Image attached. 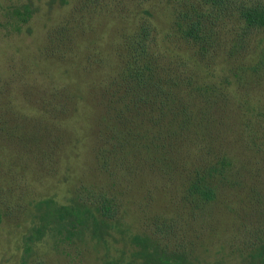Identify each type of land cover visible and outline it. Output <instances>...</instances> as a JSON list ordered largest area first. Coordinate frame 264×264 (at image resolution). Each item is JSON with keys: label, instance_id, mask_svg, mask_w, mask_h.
<instances>
[{"label": "rangeland", "instance_id": "374dc122", "mask_svg": "<svg viewBox=\"0 0 264 264\" xmlns=\"http://www.w3.org/2000/svg\"><path fill=\"white\" fill-rule=\"evenodd\" d=\"M238 1L0 0V264H264V30ZM194 8L202 47L177 26ZM142 26L169 103L122 81ZM103 199L69 240L47 214Z\"/></svg>", "mask_w": 264, "mask_h": 264}, {"label": "trees", "instance_id": "16d2710c", "mask_svg": "<svg viewBox=\"0 0 264 264\" xmlns=\"http://www.w3.org/2000/svg\"><path fill=\"white\" fill-rule=\"evenodd\" d=\"M200 5L209 8H213L216 11L225 6L229 0H198ZM235 5L234 13L238 19L242 22L245 30L250 31L254 29L264 30V0H239ZM193 11L194 15L191 13ZM207 19V12H200L197 8L193 10H185L182 16H179L177 20V26L181 35L195 44H200L201 47L205 41V31ZM150 32L148 27L142 26L140 33L135 37L134 44L132 47V56L130 61L127 63V68L122 77V81L126 85L127 92L131 93L132 104L134 106L150 101L149 95H162V101H169L174 99V93L177 89L178 83L173 82L171 78L161 77L159 72V66L156 65V60L151 57L149 53V40ZM145 56L143 62L140 59ZM174 87V92L170 89ZM156 100V99H155ZM154 100V102H155ZM222 166H225L224 162L221 163V168H214L209 171V176L213 179L216 175L214 173H221ZM209 181L205 177L195 180L192 184V188L204 197L212 195V190L205 186ZM107 199H103L100 203L83 204L82 210H74L69 207H61L60 209L48 210V216H52L55 222H59L61 227H65L68 232L69 240L71 234H75L74 231H80L83 233L89 224L96 225L99 222L106 223L107 219H110L111 212L113 211L111 205ZM44 203L51 208V200H46ZM54 210V211H53ZM65 213L63 217L61 214ZM58 214L59 217L55 215ZM135 241L140 245L145 240L140 236L134 237Z\"/></svg>", "mask_w": 264, "mask_h": 264}]
</instances>
